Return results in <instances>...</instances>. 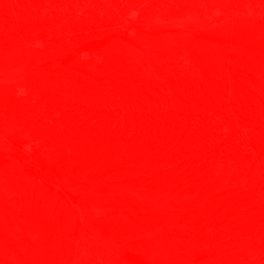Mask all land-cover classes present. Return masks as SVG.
Listing matches in <instances>:
<instances>
[{
    "label": "rangeland",
    "instance_id": "rangeland-1",
    "mask_svg": "<svg viewBox=\"0 0 264 264\" xmlns=\"http://www.w3.org/2000/svg\"><path fill=\"white\" fill-rule=\"evenodd\" d=\"M0 264H264V0H0Z\"/></svg>",
    "mask_w": 264,
    "mask_h": 264
}]
</instances>
